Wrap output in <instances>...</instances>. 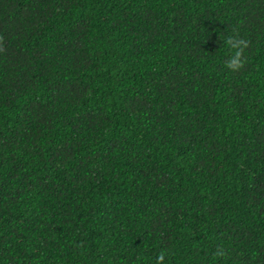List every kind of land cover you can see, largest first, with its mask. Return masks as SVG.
Returning <instances> with one entry per match:
<instances>
[{
	"label": "trees",
	"instance_id": "trees-1",
	"mask_svg": "<svg viewBox=\"0 0 264 264\" xmlns=\"http://www.w3.org/2000/svg\"><path fill=\"white\" fill-rule=\"evenodd\" d=\"M161 252L264 264V0H0V264Z\"/></svg>",
	"mask_w": 264,
	"mask_h": 264
},
{
	"label": "clouds",
	"instance_id": "clouds-1",
	"mask_svg": "<svg viewBox=\"0 0 264 264\" xmlns=\"http://www.w3.org/2000/svg\"><path fill=\"white\" fill-rule=\"evenodd\" d=\"M228 45H230L235 51L234 55L230 57L228 61H226V67L232 71H238L241 67H243L245 63V59L243 58L244 49L249 46V41L243 39H236L234 37H229L226 41ZM224 251L222 249H218L215 252L216 257L224 256ZM164 259V253L161 252L157 256V264H161Z\"/></svg>",
	"mask_w": 264,
	"mask_h": 264
}]
</instances>
